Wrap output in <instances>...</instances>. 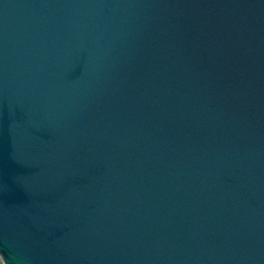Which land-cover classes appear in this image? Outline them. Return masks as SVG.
Here are the masks:
<instances>
[{"label":"water","instance_id":"obj_1","mask_svg":"<svg viewBox=\"0 0 264 264\" xmlns=\"http://www.w3.org/2000/svg\"><path fill=\"white\" fill-rule=\"evenodd\" d=\"M2 264H264V0H0Z\"/></svg>","mask_w":264,"mask_h":264},{"label":"rangeland","instance_id":"obj_2","mask_svg":"<svg viewBox=\"0 0 264 264\" xmlns=\"http://www.w3.org/2000/svg\"><path fill=\"white\" fill-rule=\"evenodd\" d=\"M0 264H2L1 261H0Z\"/></svg>","mask_w":264,"mask_h":264}]
</instances>
